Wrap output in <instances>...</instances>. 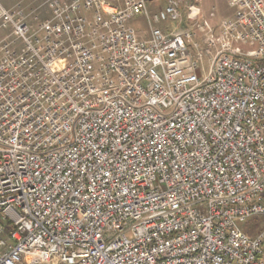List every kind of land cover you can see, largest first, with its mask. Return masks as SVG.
Segmentation results:
<instances>
[{
	"label": "built area",
	"instance_id": "1",
	"mask_svg": "<svg viewBox=\"0 0 264 264\" xmlns=\"http://www.w3.org/2000/svg\"><path fill=\"white\" fill-rule=\"evenodd\" d=\"M30 1L0 0V264H264V0L191 51L180 0Z\"/></svg>",
	"mask_w": 264,
	"mask_h": 264
},
{
	"label": "rangeland",
	"instance_id": "2",
	"mask_svg": "<svg viewBox=\"0 0 264 264\" xmlns=\"http://www.w3.org/2000/svg\"><path fill=\"white\" fill-rule=\"evenodd\" d=\"M113 0H111L112 2ZM150 3L147 5V11L149 18L151 19L154 14L157 13L159 9H164L166 6V0H149ZM148 1V2H149ZM228 0H180V21L179 22H161L157 24L160 29L167 28V33H172L175 29H182L187 32L190 36L184 37V41L190 49H197L200 45V34L196 31V25L201 23L203 20L208 21V23L213 27L217 28L219 22L223 19H232L234 11L228 6ZM16 3H21L26 13L31 10H35L39 4L32 3L30 0H2V5L5 8H9ZM212 13L214 16L209 17ZM34 16L38 17V21L45 20L49 14L46 7H41L37 9ZM38 21H33L29 18L31 24L36 25ZM129 26H133L135 31L144 30L145 33L148 32V21L147 19L139 18L137 22L130 23ZM15 37L13 35V30L11 27L6 29H0V47L4 44H10L14 41ZM19 42H16L18 45ZM64 58H60L52 66L53 71H58L66 64ZM203 70H208V60L204 59L202 64ZM237 226L249 235H255L261 228L264 227V218H255L248 222L237 223Z\"/></svg>",
	"mask_w": 264,
	"mask_h": 264
},
{
	"label": "crops",
	"instance_id": "3",
	"mask_svg": "<svg viewBox=\"0 0 264 264\" xmlns=\"http://www.w3.org/2000/svg\"><path fill=\"white\" fill-rule=\"evenodd\" d=\"M150 3V1L147 3V5ZM139 18H141V19H145V17H143V16H138V17H136V18H134V19H132L130 22H129V25H130V23H132V22H137L138 20H139ZM147 19V18H146ZM147 21H148V32H146L145 33V31L144 30H137V31H135V29H133V26H130L134 31H135V34H136V36L139 38V39H142V40H144V39H147L148 37H149V27H150V23H149V20L147 19ZM164 33H167L168 31H167V28H164V29H161Z\"/></svg>",
	"mask_w": 264,
	"mask_h": 264
},
{
	"label": "bare ground",
	"instance_id": "4",
	"mask_svg": "<svg viewBox=\"0 0 264 264\" xmlns=\"http://www.w3.org/2000/svg\"><path fill=\"white\" fill-rule=\"evenodd\" d=\"M236 51H243V44H236Z\"/></svg>",
	"mask_w": 264,
	"mask_h": 264
}]
</instances>
